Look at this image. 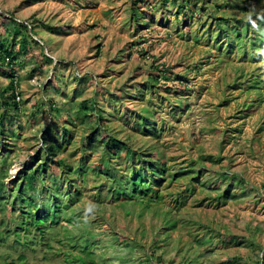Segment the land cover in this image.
Segmentation results:
<instances>
[{"label":"rangeland","instance_id":"1","mask_svg":"<svg viewBox=\"0 0 264 264\" xmlns=\"http://www.w3.org/2000/svg\"><path fill=\"white\" fill-rule=\"evenodd\" d=\"M152 1L148 11L136 0H0L5 17L35 24L38 34L29 43L35 51L44 47L52 58L40 66L34 58L19 57L22 109L8 116L13 132L0 136V149L7 153L0 178L9 189H18L26 167L39 164L41 157L35 161L33 156L43 150L47 126L52 137L68 140L63 154L69 162L86 157L89 164L99 163L107 149L99 141L116 136L136 153L157 147L156 158L168 167L163 200L149 207L135 201L124 206L128 197L111 192L113 180L88 176L75 212L68 215L71 223L60 222L43 241L32 231L38 241L34 249L13 245L12 237L0 242L1 264L20 254L25 261L17 264H70L67 260L77 256L89 261L85 242L94 248L96 264H263L264 56L247 42L258 38L249 18L263 19L264 0H228L230 5L221 8L226 0ZM221 17L230 20L228 32ZM243 25L248 26L244 49L236 45L229 53L225 44ZM14 30L12 43L22 37ZM141 48L149 53L143 56ZM161 62L170 71L154 67ZM256 81L261 89L251 87ZM8 83L0 72V84ZM52 103L58 111L51 110ZM145 115L152 121L143 126L139 121ZM141 156L137 162L149 158ZM193 167L202 177L197 187L186 176L171 181L170 173ZM125 176L130 190L135 182L129 171ZM15 195L7 192L0 201V231L2 221L13 226L23 218L20 206L33 210L28 194L13 209ZM44 200L38 196L41 213ZM174 218L176 228L169 223ZM51 222L43 224L51 227ZM153 252L164 261L151 258Z\"/></svg>","mask_w":264,"mask_h":264},{"label":"trees","instance_id":"2","mask_svg":"<svg viewBox=\"0 0 264 264\" xmlns=\"http://www.w3.org/2000/svg\"><path fill=\"white\" fill-rule=\"evenodd\" d=\"M226 1L227 2H225L224 4L219 5L218 8H221L224 5H230L228 4V0ZM163 2L165 5L169 3L170 0H163ZM136 4L144 6L148 11L154 5L152 0H136ZM242 7L243 11H247V6ZM203 8L204 7L202 6L201 9L203 10ZM5 16L6 15H4V13L0 12V18L6 21L5 23L1 22L0 20V72H5L9 79V83L7 85L2 86L0 84V136L3 135L4 138L7 137L11 132H13L12 129L7 128V122H13L12 118L8 116L12 114L19 115L22 109V102L17 99V92H19L18 87L20 85V75L18 69L20 63L18 62L20 61L19 57L28 56L29 58H34V60H37L36 63L40 66L44 65V59L52 61L51 56L47 55L46 52H44V47H41L42 50L35 51L29 43V39H31L32 35L38 34V31L35 28V24L29 21L16 22L13 15H11L10 19L9 17L7 18ZM252 18L253 17H250V20ZM218 19L222 20L219 21V23L221 24V27H223V29L228 32L230 30V20L225 17H221ZM251 24L255 25V23L253 22H251ZM256 24L257 25L255 27L259 28V31L257 33L258 38H256L257 40L253 43L252 48H264V20L259 21ZM44 26L49 30L55 29V27L48 24H45ZM14 28L21 32L22 37L19 41L16 40L14 41V43H12L14 37L16 36L15 30L13 31ZM241 28L242 29H239L238 26H236L235 36H229L228 41L225 44V48L227 49V51L229 50V52H231L234 48V45L237 44L238 41H243V38L248 36V26L243 25L241 26ZM243 31H245L244 34ZM6 33L8 34L6 35ZM218 36H220V32L218 33ZM216 40L218 41L219 38H217ZM258 42L259 44L257 45ZM36 43L39 45L38 41H36ZM139 52H141L143 56L149 53L145 48H141ZM132 53L133 52L130 51L128 56H131ZM213 55L214 52L208 54L209 58H211ZM261 56H264V53L261 54ZM154 67L158 68V71L160 72L170 71V66H168V64H166L165 62L156 63L154 64ZM158 71H153L151 74L156 80L159 79L160 75ZM182 80L187 81L186 78H183ZM182 86L185 85L182 84ZM45 91L50 90L45 87ZM57 107L58 106L56 103H52L50 106L51 110L55 111H58L56 109ZM85 109H87L88 111L90 107L86 106ZM87 115L89 116V114ZM98 119L99 121H101L103 119V116L101 115ZM149 121H152L150 120V116L145 115L141 117V121L139 122L140 125L143 124V126H145L147 123H149ZM51 131L52 128L47 126L45 130V134H47V136H45L43 140V142H45L43 145V150L42 152H38L37 155L33 156V159L35 161L41 157L40 162L36 167H26L25 170L22 171V174L19 176L21 179L19 182H17L19 183L17 190L9 189V186L5 185L3 180H1L2 178H0V201L4 199V195L7 192L16 193L12 202V207L13 209H17L18 200H20L19 203L26 202V197L28 194V201H30V205L33 207L32 211H28L25 206H20L19 208L22 209L20 210V214L23 218L19 220L16 219V224L13 226L7 225L5 221H2L1 225L3 226V230L0 231V242H6V239L12 237L13 245H21L24 248L30 246V248L33 247L34 249V245H36L38 241L37 236H30L32 231H38V235L41 237L39 240L43 241V237L46 232L55 230L60 222L63 223V221H67L71 223L72 219H70L68 215L71 212H75L74 205L76 203V200L83 192V188H85L83 183H86L88 176L90 175L93 178H98L99 175H105L109 179L113 180V182L111 183V186L113 188L109 189H111L112 193H117V195H120V197H128L127 199L125 198V200H123L124 206H126L129 201H135L134 203L140 202L149 207V205H151V202L155 203L163 200V192L161 187L167 180L166 173L168 172V167L167 161L165 159L156 158V155L159 152V149L157 147H154L151 152H147L149 154H145V152L136 153L127 144V141L121 140L116 136L109 137L108 133H106L105 131L107 138H109L105 140L104 136L99 142L101 144L107 145V149L103 151L99 163L89 164L86 157H81L77 163H72L69 162L68 157L63 154L65 151V144L69 143L68 140L65 138V136L61 137L60 140L54 138V136L52 137ZM153 134L158 135L156 131H154ZM95 140L96 138H92V143L96 146L97 142ZM8 144L11 145L10 143ZM94 145H91V147H94ZM140 154L144 155V157H146V155H149V158H144L142 161L137 162V160L143 158ZM6 155L7 153H5V150L3 151L2 149H0V167L6 166ZM125 157H129L131 159V164L127 162ZM86 164H89V166ZM136 165L137 167H139L138 171L135 170ZM122 169H124L125 175H127V171H129V175L131 174V180L135 182L132 189L130 190H128V178H126L124 173L120 171ZM170 174L171 181H178L180 177H189L193 188L197 187L198 184L201 183V174L196 171L194 167L182 170L181 172H173ZM222 174L225 177L230 178V175L226 174V172ZM100 189L101 188L98 187V191ZM41 195H43L45 199L43 213H41V211L38 209V196L41 197ZM116 199L120 198L117 197ZM0 209L3 210L4 208ZM24 215H27L26 219H24ZM50 219H52L51 227L49 225L43 224ZM55 219L56 221L54 222ZM172 222L174 223L171 226L176 228L177 219H170L169 223ZM23 236H25V239ZM24 240H27L25 244ZM158 240L159 239L153 240L152 247H154L156 252V247H159V245H161L158 243ZM68 241V243H70V240ZM206 241L207 243H209L210 240ZM200 242L203 243L202 241ZM88 243L85 242V245L82 244V249L83 251H85L86 249L88 250L86 252L88 253V257L90 259L89 261H87L82 256H77L76 259H69L67 261L70 264H96V261L92 257V255L94 254V248H90V243ZM27 244L29 245L26 246ZM156 252H153V256H151V258H154L155 256V258L158 259L159 262H163L164 256L158 255L156 254ZM24 258V254H20L17 260L5 259L4 264H17V262L22 263V261H25ZM170 263L171 261L167 264Z\"/></svg>","mask_w":264,"mask_h":264},{"label":"clouds","instance_id":"3","mask_svg":"<svg viewBox=\"0 0 264 264\" xmlns=\"http://www.w3.org/2000/svg\"><path fill=\"white\" fill-rule=\"evenodd\" d=\"M249 12H251V10H249ZM250 17H253V16L250 15ZM262 18H263V19H260V20H255L254 18H252V20H250V18H249V20H250V23L253 22V23H255V26H256V25H257V24H256L257 22L264 20V17H263V16H262ZM254 28H256V27H254ZM258 29H259V28H258ZM244 38H248V36H247V37H244ZM244 38H243V40H244ZM252 39H253V38H252ZM38 41L42 42L41 39H39ZM246 42H247V41H244V43H242V41L240 40V42L238 41L239 44L237 43V44L234 45V48H235L236 45H238V48L242 50V49H244L243 46L245 45ZM254 42H255V41H254ZM254 42H253V43H254ZM247 43L250 44V45H251V48H252L253 43L251 42V40H249ZM258 44H259V42L257 43V45H258ZM255 45H256V44H255ZM234 48H233V49H234ZM259 49H260V48H257V49H256V55H259V54H260V56H261V54L264 53V48H261V49H263V52H262V53H260V51H258ZM228 52H229V50H228ZM231 52H232V51H231ZM231 52H229V53H231ZM250 52H251V50H250ZM210 53H212V52H210ZM243 53L246 54V55H249V52H248L247 49H245V50L243 51ZM49 56H50V55H49ZM249 57H250V55H249ZM255 83H256V86H253V85H252L251 87H255V88H257V89H261L260 87H262V86H260V84H258L259 81H256ZM174 219H175V218H174ZM0 264H1V263H0ZM2 264H4V261H3Z\"/></svg>","mask_w":264,"mask_h":264},{"label":"built area","instance_id":"4","mask_svg":"<svg viewBox=\"0 0 264 264\" xmlns=\"http://www.w3.org/2000/svg\"><path fill=\"white\" fill-rule=\"evenodd\" d=\"M21 96L19 94V92H17V99L20 100Z\"/></svg>","mask_w":264,"mask_h":264}]
</instances>
